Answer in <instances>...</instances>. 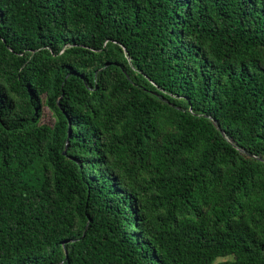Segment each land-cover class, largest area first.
<instances>
[{
	"label": "trees",
	"instance_id": "16d2710c",
	"mask_svg": "<svg viewBox=\"0 0 264 264\" xmlns=\"http://www.w3.org/2000/svg\"><path fill=\"white\" fill-rule=\"evenodd\" d=\"M0 264H264V0H0Z\"/></svg>",
	"mask_w": 264,
	"mask_h": 264
},
{
	"label": "water",
	"instance_id": "95a60500",
	"mask_svg": "<svg viewBox=\"0 0 264 264\" xmlns=\"http://www.w3.org/2000/svg\"><path fill=\"white\" fill-rule=\"evenodd\" d=\"M68 134H69V129L67 130V134H66V135L68 136ZM65 148H66V144L64 145L63 151H62V153H61L62 155L65 154Z\"/></svg>",
	"mask_w": 264,
	"mask_h": 264
}]
</instances>
